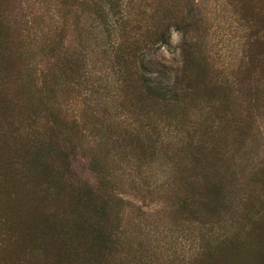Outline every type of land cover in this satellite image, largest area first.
I'll list each match as a JSON object with an SVG mask.
<instances>
[{"label":"rangeland","instance_id":"obj_1","mask_svg":"<svg viewBox=\"0 0 264 264\" xmlns=\"http://www.w3.org/2000/svg\"><path fill=\"white\" fill-rule=\"evenodd\" d=\"M148 60L164 81L188 69L193 95L144 99ZM4 104L21 151L0 149V264L75 248L57 231L62 153L118 215L124 264L264 255V0H0ZM79 251L69 264L95 259Z\"/></svg>","mask_w":264,"mask_h":264},{"label":"trees","instance_id":"obj_2","mask_svg":"<svg viewBox=\"0 0 264 264\" xmlns=\"http://www.w3.org/2000/svg\"><path fill=\"white\" fill-rule=\"evenodd\" d=\"M7 39L4 37V46L7 47ZM141 68L147 70L145 74L140 76L141 96L158 104L166 105V107H176L185 100L189 99L195 90V80L189 74V70L180 67H169L166 69L168 74L167 80L164 81L159 77L158 64L148 60L141 63ZM155 72V73H154ZM7 77V76H6ZM4 87H7L4 84ZM14 111L10 104H4L0 111V149L7 152L10 146V159L17 160L16 154L21 151V143L17 137V131L14 128L15 119ZM32 142L40 151L44 148L52 149L50 140H38L31 135ZM35 139V140H34ZM66 151V147L62 145ZM9 160V159H8ZM61 162L64 167L57 172V178L62 185V196L65 199L64 209L57 216L58 236L75 245V248L67 251L63 250L65 264H69L74 255H78L84 250L82 255L88 256L93 254L95 259L88 264H124L122 258L116 259L111 256V249L114 247H123L125 244L123 239L117 236V217L108 210V201L96 193L85 181L71 180V174L66 169V155L62 153ZM17 164V162H16ZM45 167L44 172H47ZM20 174H23L20 171ZM73 182V186L70 182ZM75 182V183H74ZM65 246L66 244L63 243ZM217 264H264V255L260 257H230L227 255L218 258Z\"/></svg>","mask_w":264,"mask_h":264}]
</instances>
